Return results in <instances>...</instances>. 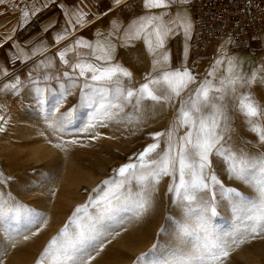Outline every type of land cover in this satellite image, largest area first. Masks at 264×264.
I'll return each instance as SVG.
<instances>
[{
    "label": "rangeland",
    "instance_id": "obj_1",
    "mask_svg": "<svg viewBox=\"0 0 264 264\" xmlns=\"http://www.w3.org/2000/svg\"><path fill=\"white\" fill-rule=\"evenodd\" d=\"M257 46L255 42L250 51L236 52L260 57L264 68V52H252ZM21 67L18 62L11 64L6 79H9L8 83H14L19 78L21 84L18 91L9 90L0 104L6 121H0L4 126L0 133V172L5 178L11 177L6 186L0 185V192L11 193L15 201L33 210L34 217L21 215L0 221V264H38L45 248L69 224L77 207L88 205L87 212L79 214L82 222L87 223L89 215L95 216L97 209L89 203V198L95 199L101 194L94 189L113 177L114 169L128 163L130 157H135L152 143L150 133L167 129L179 106L178 100L176 107L145 102L139 112H133L131 106L125 109L126 113H132L131 120L93 121L95 105L80 106V88L84 81L76 80L77 86L73 87L71 79L42 77L31 67ZM190 70L203 79L208 66ZM257 73V82L251 86V91L264 105V83L259 80L264 71ZM143 78L125 79L124 83L138 87ZM37 88L44 90L43 103L39 101ZM66 90L71 94L66 95L56 111V101ZM73 107L77 110L71 119L61 122L58 119L61 114ZM168 116L171 119L168 120ZM90 122L94 126L89 127ZM23 134L31 136L23 137ZM227 135L230 136L228 146L238 154L243 151L249 158L264 155V145L238 115H233L231 131ZM240 137L241 142L238 141ZM163 146L161 144V148ZM35 149L38 156L32 158L30 153ZM52 152L55 154L51 156ZM211 159L221 182L224 184L225 180L226 187L240 192L244 201L243 206L234 207L233 200L223 198L217 189L216 215L204 214L212 239L229 246V256L223 264H264V232L255 238L247 235L253 224L252 204L258 202L256 188L230 177L218 157ZM71 169L76 171L78 178L67 185L65 177ZM11 170L16 172L11 174ZM170 184L171 177L160 180L152 205L143 215L120 213L115 220L98 224L97 239L80 255L91 256L89 264L103 261L137 264V258L143 254H147L143 264H180L183 257L204 242L203 239L197 240L193 233L201 231L200 207L196 202L194 206L192 204L193 211L186 213L183 205L176 202L175 194L168 191ZM63 189L66 197L60 198ZM199 196L203 198L201 204L209 199L205 193ZM76 230V225L69 224L70 232ZM242 237V243H233ZM43 259L45 264H52L51 256Z\"/></svg>",
    "mask_w": 264,
    "mask_h": 264
},
{
    "label": "snow or ice",
    "instance_id": "obj_2",
    "mask_svg": "<svg viewBox=\"0 0 264 264\" xmlns=\"http://www.w3.org/2000/svg\"><path fill=\"white\" fill-rule=\"evenodd\" d=\"M174 2L143 0L148 12L137 17L125 30L128 40L142 39L152 57V70L144 75L138 87L124 83V78L132 80V73L115 62V47L110 41L93 44L76 38L57 51L61 63L72 69V74L68 71L63 73L65 78L73 81L72 86L76 87V80L84 78L80 88V106L95 105L93 121L131 120L132 113H126L125 109L131 106L133 112H139L145 102L176 107L178 100L179 106L167 129L150 133L152 143L147 144L135 157H130L128 163L114 169L113 177L102 181L94 189V192L101 194L95 199L89 198V203L97 209L96 215H89L87 223H84L79 214L86 213L88 205L77 207L69 218V224L76 225L77 230L70 232L69 224H66L45 248L38 264H45L43 257L48 256L53 258L52 264H89L91 256L83 257L80 253L85 252L91 242L97 239V225L105 220H115L120 213L143 215L151 207L156 186L165 176L172 178L168 191L175 194L176 202L183 205L186 213L193 211V202H197L200 207L198 219L202 225L204 242L198 244L193 253L183 257L180 264H223L229 256V246L226 242L212 239L204 214L216 215L217 189L223 198L233 200L234 207L243 206L244 201L240 192L225 187L218 178L213 169V156L223 162L230 177L256 188L258 202L252 204L253 224L247 230V235L255 238L264 232V155L249 158L243 151L239 154L233 151L227 143L232 117L238 115L248 130L256 134L259 143L264 145V105L256 100L251 91V86L257 82L258 73L253 71L250 75H244L238 71V61L227 56L216 59L203 79H199L185 65L179 69L171 68L166 40L182 29L187 55V41L191 39L193 24L187 15H178L177 19L166 21L163 15L154 14L152 10L168 9ZM180 2L186 3L187 0ZM5 3L6 0H0V5ZM114 3L119 4L121 0H114ZM15 7L21 12L18 26H23L41 11V7L35 5L29 7L17 3ZM42 7H47V4ZM66 15L69 17L66 26L54 37L56 43L71 34L68 25L74 30L77 26L84 27L90 23L89 13L82 7H76L75 12ZM12 31H16V27ZM81 49L87 51L82 52ZM44 50L46 48L34 49L32 55ZM70 52L74 54L71 61L67 58ZM21 55L24 59L30 58L27 54ZM16 58L20 59L21 56ZM259 80L264 83V75ZM20 84L21 81L16 78L14 83L4 84L0 90L18 91ZM36 92L43 103L44 90L37 88ZM70 94L66 90L56 101V111H59L66 95ZM76 110L73 107L58 119L61 122L69 121ZM0 121L6 123L3 115H0ZM92 126L94 124L90 122L89 127ZM3 131L4 127L0 124V132ZM9 180L11 177L5 178L0 172V185L6 186ZM200 193L209 197L202 204ZM21 215L34 217L33 210L15 201L11 193L5 195L0 192V221L9 217L16 219ZM243 239L233 240V243H242ZM146 255L138 257L137 264H143Z\"/></svg>",
    "mask_w": 264,
    "mask_h": 264
},
{
    "label": "crops",
    "instance_id": "obj_3",
    "mask_svg": "<svg viewBox=\"0 0 264 264\" xmlns=\"http://www.w3.org/2000/svg\"><path fill=\"white\" fill-rule=\"evenodd\" d=\"M123 1L121 0V2ZM192 1L187 0L186 3H181L180 0H175L168 9H153L152 13L163 15L166 21L177 19L178 15H187L193 24L189 8ZM17 3L27 4L29 7L35 5L41 7V11L31 17L23 26H18L21 12L15 7ZM43 4H47V7H42ZM119 4H115L114 0H6L4 5H0V13H2L0 14V89H3L4 84H8L9 79L7 80L6 77L10 73L12 63L18 62L24 66L32 59H35L36 62L28 67H31L35 73L42 77L48 75L51 78L58 77L69 80L63 76V73L68 71L72 74V69L61 63L57 51L62 50L76 38H82L93 44L97 41H110L115 47V62L127 68L132 73V78L144 77L152 70V57L143 40H128L125 30L130 27L132 21L145 15L148 10L144 8L142 0L137 12L133 15H129L128 12L114 11L101 17L102 14ZM76 7H82L89 13L90 23L84 27L77 26L74 30L68 25L71 34L65 40L56 43L54 37L64 29L69 18L66 14L75 12ZM14 27H16V31L13 32ZM117 28L119 30L115 31ZM193 32L194 25L191 36ZM110 33L111 35H109ZM190 40L187 41V55H185V38L182 29L167 38L165 47L170 56L171 68L179 69L181 65L186 66L190 54ZM223 43L224 40L222 45ZM37 48H46V50L32 55L33 50ZM81 51L86 52L87 50L81 49ZM21 53L27 54L30 58L24 59ZM17 56H21V58L17 59ZM67 58L70 61L73 60L74 54L68 53ZM49 61H51L50 66H48ZM79 80L84 81V78ZM7 92L9 90H0V104ZM0 115L5 118L2 107H0Z\"/></svg>",
    "mask_w": 264,
    "mask_h": 264
},
{
    "label": "built area",
    "instance_id": "obj_4",
    "mask_svg": "<svg viewBox=\"0 0 264 264\" xmlns=\"http://www.w3.org/2000/svg\"><path fill=\"white\" fill-rule=\"evenodd\" d=\"M142 0H124L110 12H137ZM194 32L190 40L189 69L210 66L220 56L239 50L264 51V0H193L189 4ZM224 43L222 45V41Z\"/></svg>",
    "mask_w": 264,
    "mask_h": 264
},
{
    "label": "bare ground",
    "instance_id": "obj_5",
    "mask_svg": "<svg viewBox=\"0 0 264 264\" xmlns=\"http://www.w3.org/2000/svg\"><path fill=\"white\" fill-rule=\"evenodd\" d=\"M227 57L235 58L238 61V63H239L238 71H240V72H242L244 74H251L253 71L260 73V72H262V69H264V68H262V63L260 61L261 60L260 57H256L255 58L254 56H252L251 54H248V53L236 52V53H232V54L227 55ZM219 58H222V56H220ZM35 62H36L35 59H32L30 62H28L27 64H25L21 68H26L28 66H31V65L35 64ZM210 66L208 67V71L210 70ZM172 115H173V112H172L171 116ZM171 116H168L167 119L168 120L171 119ZM31 135L33 136V135H35V133L31 134ZM31 135H26L25 134V136H24V134H23L22 136L26 137V136H31ZM238 141L241 142V141H243V139L240 137L238 139ZM35 145H37V144H35ZM31 146L33 147L34 144L31 145ZM32 147H29V148H32ZM29 152H30V150H29ZM33 152H31L33 154L30 153V155L32 156V158H36V156H38V151L35 149V150H33ZM54 154H55V152L50 153L51 156L54 155ZM15 172H16L15 170H11L10 171L11 174H13ZM77 178H78V175H77L76 171L71 169L69 174L65 177V183L67 185H69L70 183H74L75 181H77ZM223 182H224V186L226 187L227 184L225 185V183H227V182L225 180H223ZM59 197L60 198H65L66 197V191H64V189L61 190V193L59 194ZM195 204H196V202L193 203V206ZM193 233H194L195 237L197 238V240H199V239L202 240L203 239V235L204 234H202L200 229L199 230H195ZM106 255L108 256L109 252H107ZM98 264H110V263H108L107 261H103L101 263L99 262Z\"/></svg>",
    "mask_w": 264,
    "mask_h": 264
}]
</instances>
